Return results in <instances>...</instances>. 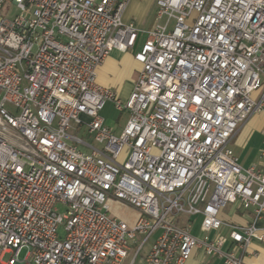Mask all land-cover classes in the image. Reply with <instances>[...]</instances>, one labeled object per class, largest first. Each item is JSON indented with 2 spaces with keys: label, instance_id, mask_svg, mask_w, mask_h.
I'll return each mask as SVG.
<instances>
[{
  "label": "built area",
  "instance_id": "built-area-1",
  "mask_svg": "<svg viewBox=\"0 0 264 264\" xmlns=\"http://www.w3.org/2000/svg\"><path fill=\"white\" fill-rule=\"evenodd\" d=\"M129 1L0 0V264H247L254 223L222 212L264 217V150L243 167L230 145L263 108L264 0H155L147 30L123 21ZM140 34L121 99L96 68ZM106 101L128 113L117 134Z\"/></svg>",
  "mask_w": 264,
  "mask_h": 264
},
{
  "label": "crops",
  "instance_id": "crops-1",
  "mask_svg": "<svg viewBox=\"0 0 264 264\" xmlns=\"http://www.w3.org/2000/svg\"><path fill=\"white\" fill-rule=\"evenodd\" d=\"M154 11L155 0H130L123 12V21L133 22L137 27L144 29L151 13L154 19ZM144 38L142 34L138 36L134 50L123 52L113 49L96 68V83L110 88L119 98L125 99L141 67L134 60L133 53L139 48ZM230 145L233 152L237 154L241 166L248 167L261 162V151L264 150V100L263 108L252 114L238 127ZM222 218L238 226L254 223L255 235L244 251L238 250V254H242L247 264H264V217L254 221L252 210L228 206L222 212ZM222 231L225 232L226 229ZM185 264H221V260L205 258L200 253H194Z\"/></svg>",
  "mask_w": 264,
  "mask_h": 264
},
{
  "label": "rangeland",
  "instance_id": "rangeland-1",
  "mask_svg": "<svg viewBox=\"0 0 264 264\" xmlns=\"http://www.w3.org/2000/svg\"><path fill=\"white\" fill-rule=\"evenodd\" d=\"M153 20H154L153 19V13H151L148 17V21H147V24H146L144 30H147V29L152 27ZM263 93H264V77H262V82L260 84V87L251 94V97L254 100L258 101L259 98L262 97ZM100 113L105 120V125L116 134L121 131L122 127L126 123V120L128 119L127 111H124L123 113L117 111L114 108L113 103L110 101H106L104 103ZM72 132H74L77 136H79L83 140L91 141V136L86 132L85 129L78 130V131H72ZM110 207H111V211L109 212L110 214L116 215V216L126 220L129 223L132 222L137 217V212L135 209L128 207V206H125V205H121L118 202H114L113 200H112V202H110ZM199 221H200L199 216L192 217V233L195 235H198V236L202 235V233L199 231V225H200ZM60 232L62 233L61 230H60ZM24 254H25V250L23 249L19 253V259H21L23 257L22 255H24ZM8 259H9L8 254H6L2 258V260L4 262H7Z\"/></svg>",
  "mask_w": 264,
  "mask_h": 264
}]
</instances>
